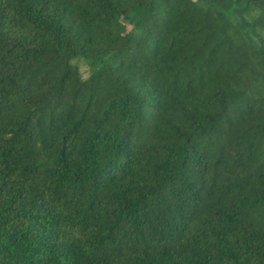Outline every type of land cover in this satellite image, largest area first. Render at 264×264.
Segmentation results:
<instances>
[{"label":"trees","instance_id":"obj_1","mask_svg":"<svg viewBox=\"0 0 264 264\" xmlns=\"http://www.w3.org/2000/svg\"><path fill=\"white\" fill-rule=\"evenodd\" d=\"M0 264H264V0H0Z\"/></svg>","mask_w":264,"mask_h":264},{"label":"rangeland","instance_id":"obj_2","mask_svg":"<svg viewBox=\"0 0 264 264\" xmlns=\"http://www.w3.org/2000/svg\"><path fill=\"white\" fill-rule=\"evenodd\" d=\"M89 70V67L88 65H83L80 67V71L82 74H84V72L88 71Z\"/></svg>","mask_w":264,"mask_h":264}]
</instances>
